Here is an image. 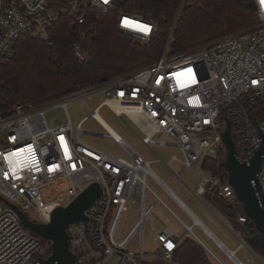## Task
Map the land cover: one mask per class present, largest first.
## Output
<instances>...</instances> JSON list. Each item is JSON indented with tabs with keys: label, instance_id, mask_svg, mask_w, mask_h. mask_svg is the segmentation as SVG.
<instances>
[{
	"label": "built area",
	"instance_id": "1",
	"mask_svg": "<svg viewBox=\"0 0 264 264\" xmlns=\"http://www.w3.org/2000/svg\"><path fill=\"white\" fill-rule=\"evenodd\" d=\"M114 2L68 0L65 6L56 9L48 0H0V63H7L15 56L17 43L23 36H31L53 48V29L63 20H69L71 28L92 29L116 11ZM185 2H181L176 12L162 55L156 62L72 96L41 106L17 104L7 115L0 114V201L6 203L5 208H0V264H43L42 260L48 259L42 258L48 245L46 240L32 235L9 204L16 205L32 222L29 214L38 223H49L56 208L68 206L94 183L100 185L102 195L87 209L85 221L68 228L70 250L79 264H109L112 258L116 259L115 264H173V254L182 238L159 219V231L151 238L156 252L147 254L144 249L145 222L159 205L200 243L213 264L211 258L217 264H224L150 189L148 177L194 221L150 164L119 135L112 136L105 127L107 133L101 136L118 144L131 162L85 142L83 137L87 133L81 126L86 119L75 129L69 116L66 123L53 127L44 119L49 108H66L81 97L101 91L106 99L91 113V118L103 125L97 117L100 109L107 106L115 112L110 103L122 107L123 113H115L127 116L136 125L144 145L181 151L183 160L172 157L165 166L173 172L171 163H179L181 170L173 173L180 181L184 171L193 172L198 180L197 188L192 191L186 187L196 199L202 202L206 197L222 213L219 200L228 207H236L238 199L233 186L222 182L204 165L207 158L226 160L228 152L223 134L228 121L242 162L248 163L264 142L260 135L264 133V0H252L257 20L253 29L170 55ZM125 19L149 30L125 27ZM159 25L140 15L117 11V30L139 43L150 42ZM75 52L78 60L85 63L87 57L79 46ZM259 178L264 192V162ZM148 192L154 198L151 205L147 204ZM130 204L139 206V220L118 242V226ZM248 220L243 213L233 222L244 226ZM135 238L138 249L131 250L129 245ZM216 244L233 264H245L233 260Z\"/></svg>",
	"mask_w": 264,
	"mask_h": 264
},
{
	"label": "trees",
	"instance_id": "2",
	"mask_svg": "<svg viewBox=\"0 0 264 264\" xmlns=\"http://www.w3.org/2000/svg\"><path fill=\"white\" fill-rule=\"evenodd\" d=\"M48 1L56 9L68 2ZM182 1L115 0L116 11L105 16L92 29L71 28L69 20L59 22L53 29V48L31 36H23L17 43L15 56L7 63H0V114L7 115L17 104L41 106L72 96L156 62L162 55ZM117 11L159 22L152 40L142 44L120 33ZM256 25L252 0H186L170 45V55L190 51L227 35L247 32ZM76 46L86 55L85 63L78 60ZM224 163V158H207L204 166L227 183L229 176ZM219 202L224 215L232 222L238 214L244 213L238 200L236 207H228L222 200ZM236 225L246 235L250 249L264 255V235L254 223L249 219L244 226ZM46 243L42 258H49L52 253L50 242ZM172 262L213 264L205 249L190 236L181 241Z\"/></svg>",
	"mask_w": 264,
	"mask_h": 264
},
{
	"label": "rangeland",
	"instance_id": "3",
	"mask_svg": "<svg viewBox=\"0 0 264 264\" xmlns=\"http://www.w3.org/2000/svg\"><path fill=\"white\" fill-rule=\"evenodd\" d=\"M89 90V89H88ZM105 94L101 91L95 92L90 96L81 97L71 103L66 108L55 107L49 108L44 115V119L49 127L58 126L68 121V116L71 119L72 125L77 128L78 124L85 120L82 124V130L87 134L83 137L84 141L99 148L102 151L114 153L124 160L131 162L130 156L113 140L104 138L101 135L107 131L103 125L97 120L90 117L91 113L105 101ZM98 115L124 140V142L146 162L150 164L153 172L165 183V185L201 220L202 224L211 232L220 242L226 247L236 252L237 258L245 264H264V255L250 249L247 245V238L243 231L234 224L230 218L224 215L211 201L206 197L202 198V202L196 199L192 191L197 188L198 180L190 170H186L182 174V181L177 179L173 172L177 173L181 170V165L177 162H172L170 171L165 166L170 163L172 157L178 160H183L181 151L177 148H149L141 141L142 133L136 125L125 115H117L110 107H103L98 111ZM155 152V153H154ZM162 159V162L159 161ZM147 184L150 189L157 194L163 202H165L171 210L174 211L179 220L187 227L192 228L193 235L199 239L221 262L224 264H233L228 260L227 256L216 246L210 237L198 226L193 225V221L182 211L155 183L148 177ZM187 186V187H186ZM154 198L150 192L147 194V204L151 205ZM6 207V203L0 201V208ZM35 223L37 219L29 214ZM159 219L163 224L169 226L179 237H184L187 233L181 223L174 218L167 209L159 205L154 215L145 222L146 244L144 245L145 252L152 254L156 252V246L151 241L153 235L159 231ZM139 220V206L130 204L127 212L121 218L118 226L116 240L121 242L132 230ZM189 234V233H188ZM192 237V235H188ZM129 249L137 250L138 245L136 238L132 240ZM214 264H217L211 258ZM116 259L109 260V264H115Z\"/></svg>",
	"mask_w": 264,
	"mask_h": 264
},
{
	"label": "water",
	"instance_id": "4",
	"mask_svg": "<svg viewBox=\"0 0 264 264\" xmlns=\"http://www.w3.org/2000/svg\"><path fill=\"white\" fill-rule=\"evenodd\" d=\"M260 135L264 139V133H260ZM223 140L228 152L224 164L229 176V183L235 190L236 198L242 204L244 214L264 235V192L259 178L260 169L264 162V142L247 163L242 162L238 156L229 121L227 130L223 134ZM101 195L102 189L99 184L90 185L68 206L56 208L49 223L32 222L16 205L9 204V206L19 215L27 230L50 242L52 253L48 259L42 260L43 264H79L78 258L70 250L71 238L68 228L74 223L85 221L87 209ZM210 235L228 255L238 261V258L223 243L216 239L212 233Z\"/></svg>",
	"mask_w": 264,
	"mask_h": 264
},
{
	"label": "crops",
	"instance_id": "5",
	"mask_svg": "<svg viewBox=\"0 0 264 264\" xmlns=\"http://www.w3.org/2000/svg\"><path fill=\"white\" fill-rule=\"evenodd\" d=\"M180 200V199H179ZM181 201V200H180ZM182 202V201H181ZM182 204L185 206V208L187 209V211L192 215V217L194 218V221L191 219V217H189L188 216V214L180 207V206H178L177 204V206L182 210V211H184L185 212V214L193 221V225H196V226H198V227H200L204 232H205V230L204 229H206V230H208L203 224H202V222H201V220L182 202ZM168 211V210H167ZM169 212V211H168ZM171 214V213H170ZM172 215V214H171ZM173 216V215H172ZM174 217V216H173ZM175 218V217H174ZM177 220V219H176ZM197 221V222H196ZM201 224V225H199V224ZM182 225V224H181ZM183 226V225H182ZM169 227V226H168ZM184 227V226H183ZM185 228V227H184ZM186 229V228H185ZM187 231V230H186ZM206 233V232H205ZM211 233V232H210ZM207 234V233H206ZM188 235H190V233L188 234V232L186 233V234H184V237H180V238H182V240L186 237V236H188ZM213 235V234H212ZM214 236V235H213ZM208 237H210V236H208ZM215 237V236H214ZM211 238V237H210ZM216 238V237H215ZM212 239V238H211ZM217 239V238H216ZM181 240V241H182ZM215 244H216V242L214 241V240H212ZM222 243V242H221ZM225 247H226V245L225 244H223ZM216 246H217V244H216ZM231 253H233L234 255H235V257H237V255H236V252L235 251H233V250H231L230 248H228V247H226ZM222 251V250H221ZM223 252V251H222ZM224 253V252H223ZM225 254V253H224ZM226 255V254H225Z\"/></svg>",
	"mask_w": 264,
	"mask_h": 264
},
{
	"label": "bare ground",
	"instance_id": "6",
	"mask_svg": "<svg viewBox=\"0 0 264 264\" xmlns=\"http://www.w3.org/2000/svg\"><path fill=\"white\" fill-rule=\"evenodd\" d=\"M110 105L113 107V109L115 110V112H117V113H123L125 110L122 108V107H120V106H118V105H115V104H111L110 103ZM97 117H98V119L102 122V124L104 125V127H106L107 128V130L110 132V134L112 135V136H114V137H117L118 136V134L99 116V115H97ZM213 238V237H212ZM232 259L233 260H235L233 257H232Z\"/></svg>",
	"mask_w": 264,
	"mask_h": 264
},
{
	"label": "snow or ice",
	"instance_id": "7",
	"mask_svg": "<svg viewBox=\"0 0 264 264\" xmlns=\"http://www.w3.org/2000/svg\"><path fill=\"white\" fill-rule=\"evenodd\" d=\"M104 2L107 3L108 0H104ZM123 24L125 27H135L138 31H142V32H147L149 30L146 26L140 25V24H133L132 21L127 20V19L123 21ZM191 71H192L191 69H188L189 73H191ZM60 139L63 141V137H61ZM66 154H67V151H66ZM168 246L171 247V244H169Z\"/></svg>",
	"mask_w": 264,
	"mask_h": 264
}]
</instances>
